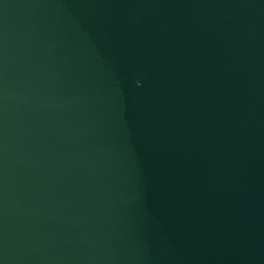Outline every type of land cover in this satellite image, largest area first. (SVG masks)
I'll list each match as a JSON object with an SVG mask.
<instances>
[{"label":"water","instance_id":"95a60500","mask_svg":"<svg viewBox=\"0 0 264 264\" xmlns=\"http://www.w3.org/2000/svg\"><path fill=\"white\" fill-rule=\"evenodd\" d=\"M0 264H264V0H0Z\"/></svg>","mask_w":264,"mask_h":264}]
</instances>
